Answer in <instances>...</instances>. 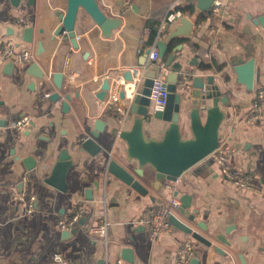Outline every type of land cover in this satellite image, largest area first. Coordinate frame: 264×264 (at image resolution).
Masks as SVG:
<instances>
[{"label":"crops","instance_id":"1","mask_svg":"<svg viewBox=\"0 0 264 264\" xmlns=\"http://www.w3.org/2000/svg\"><path fill=\"white\" fill-rule=\"evenodd\" d=\"M218 1L216 12H212V2L208 10L196 14V0H96L103 13L116 20V27L105 35L79 9L73 45L64 31L54 34L61 23L57 14L65 12L66 0H34L32 4L19 0L17 6L0 0V264H55V252L69 264H113L118 259L122 264H178L177 250L186 241L194 253L188 264H264V106L253 122L245 121L256 91L264 90V25L257 22L264 19V0ZM177 11L192 22V29L187 36L166 41V25L173 29L178 23L177 19L167 23L166 18ZM150 14L160 23L158 41H166L159 61L165 64V58L174 53L173 61L182 65L180 72L189 74L187 90L192 89V77H212L219 95L207 100V107L218 105L224 112L218 150L244 170L255 189L235 186L207 160L173 182L163 180L157 188L154 169L150 165L140 169L127 158L125 143L117 133L129 130L137 117L129 111L128 99L138 82L125 86L123 100L118 94L123 73L146 68L147 49L158 52L157 43H144ZM26 28L31 31L30 42L24 41ZM9 44L13 52L27 49L31 57L23 62L2 60ZM235 59L253 60L251 89L238 82ZM31 62L41 77L30 73ZM56 72L63 75L60 89L53 81ZM105 80L110 88L101 100L96 93ZM53 93L58 96L50 98ZM221 97L226 98L224 104ZM116 103L125 113L114 110ZM180 107L187 108L185 100ZM23 115L30 118V126L13 127ZM200 115L203 120L205 112ZM97 120L104 123L93 138L100 150L91 155L80 144ZM166 127L167 123L150 115L143 120L144 137L159 140ZM181 133L183 138L191 137L187 118ZM62 149L71 161L65 191L44 182ZM111 159L129 170L147 193L138 194L108 173ZM23 192L34 196L28 217L23 202L16 198ZM183 195L189 197V205L184 214L176 209L173 215L210 241V246L173 225L151 241L137 222L140 213L156 201L176 197L180 205ZM78 203L84 208L82 221L71 235L63 233L70 231L60 229L58 222L69 217ZM101 218L110 222L106 236L88 234L86 227ZM128 254L131 262L126 260Z\"/></svg>","mask_w":264,"mask_h":264},{"label":"water","instance_id":"2","mask_svg":"<svg viewBox=\"0 0 264 264\" xmlns=\"http://www.w3.org/2000/svg\"><path fill=\"white\" fill-rule=\"evenodd\" d=\"M11 5L17 6L19 0H9ZM29 4H32L34 0H27ZM66 10L64 13L57 14L60 20V25L56 28L55 35H58L62 31L66 33V36L70 39L71 43L75 45L74 34V22L79 9H83L101 28L103 34H109L110 30L115 28L116 20L107 17L103 11L99 8L96 0H66ZM196 14L201 11H206L210 8L213 0H196ZM177 25H174L173 29H169V24L166 25L165 31H167L166 41L179 36H187L192 29V22L185 16L177 19ZM257 22L264 25V19L258 18ZM30 29L26 28L24 31V41L30 42ZM166 41H158L157 49L159 58H163L166 51ZM150 49L145 51V57L148 55ZM174 53L169 54L165 58V66L169 67V71L166 74V81L168 83V96L164 108L161 111H150L149 107V90L152 83V79L156 75L155 66L147 68L143 77L136 86L132 89L130 94L129 111L136 114V118L133 120L131 128L129 130L119 131L117 135L125 143V154L128 159L135 160L138 167L141 169L145 165H150L154 169V181L156 187H160L163 180L173 182L184 171L195 166L199 162L206 159L217 147L219 146V127L222 119L224 118V112L220 110L218 105H212L207 107V100L219 95V91L216 86L212 85L213 79L211 76H194L191 79L192 89H176V83L178 74L181 70V63L174 60ZM240 59L232 60L234 65V71L239 83H242L246 89H251L253 85L254 72H253V60L246 62L238 61ZM11 64V63H9ZM9 64L7 67H9ZM143 65V64H142ZM31 74L35 77H41L42 73L38 67L31 62L30 65ZM63 75L60 72L53 74V81L57 89L61 88ZM123 83L119 91V99L126 98V85L133 83V74L130 71H125L122 75ZM110 88V83L105 80L100 90L96 93L98 99H103ZM130 89V88H129ZM131 90V91H132ZM202 90H204L202 92ZM57 93H53L50 98L57 97ZM66 99L69 100L70 96L66 95ZM185 100L187 104L186 109H181L180 103ZM225 97L220 98V103L224 104ZM64 111H67L68 105L65 102L63 104ZM201 112H205V117L201 120ZM154 119L161 120L167 123V127L163 133V136L159 140L146 139L143 133V120L148 119L149 116ZM189 120V130L191 137L183 138L181 133V124L185 119ZM103 122L100 120L95 121L93 129L88 134L84 133L81 147L90 152L91 155L96 154L100 150L93 138H96L103 130ZM30 161V158L28 159ZM71 161L66 149H62L58 155L57 160L54 162L50 171V175L44 180L46 184L54 187L60 191H65L66 175ZM139 169V170H140ZM108 173L117 178L121 183L130 187L140 195H145L147 189L134 178V175L130 173L124 166L118 163L116 160H108L106 165ZM139 173V172H138ZM89 193V191H88ZM87 196V195H86ZM90 198V197H86ZM181 204L176 208L178 212L184 214L185 208L188 207L189 197L183 195ZM193 215L189 217L192 219ZM82 218L79 220L81 223ZM171 225L178 227L182 231L190 233L192 237L210 246V241L204 239L195 232H192L191 228L179 221L174 215L169 218ZM197 225L203 226L202 223ZM74 231V230H73ZM73 231L66 234H72ZM224 240V239H222ZM221 252L219 249H216ZM129 253V252H127ZM125 257L126 260L132 261V255ZM195 260H191L193 263ZM197 261H195V264Z\"/></svg>","mask_w":264,"mask_h":264},{"label":"built area","instance_id":"3","mask_svg":"<svg viewBox=\"0 0 264 264\" xmlns=\"http://www.w3.org/2000/svg\"><path fill=\"white\" fill-rule=\"evenodd\" d=\"M220 2L214 0L212 3V12H216ZM128 8V5L125 6ZM182 16V13L175 12L170 13L167 18V23H172L176 19ZM76 38V36H75ZM31 57L30 52L27 49H22L19 53H15L9 44L7 50L2 56V60L15 59L23 62ZM155 66L156 75L152 79V83L149 90V104L152 111H161L166 103L168 96V83L164 77L166 73V66L164 62L159 61L158 52L156 49H150L147 57L146 68H133L130 73L133 74V82H139L144 75L146 69L150 66ZM180 77L177 79L176 89H188L189 86V74L187 72H180ZM123 81V80H122ZM123 83V82H122ZM127 86V85H126ZM134 88L132 86L131 90ZM126 89V87H125ZM127 92V91H126ZM127 94V93H126ZM47 95V94H46ZM130 96V95H129ZM264 106V90L258 89L256 91V97L250 104L245 121L251 123L257 117L258 112ZM114 110L119 114L125 113L119 104L114 105ZM30 126V118L23 115L20 119L14 122L13 127L17 129L26 128ZM206 159L215 163L219 169L223 178L231 181L235 186L242 189H255V184L251 181L250 177L240 167L232 165L227 156L222 150L215 149ZM24 204V215L29 216L33 211L34 196L28 192H23L16 196ZM179 206V200L176 197H170L167 201H156L151 206L144 209L137 220V222L143 225L146 229L149 240L156 241L159 235L163 232H167L171 228L169 218L174 214V211ZM84 211L82 203H78L71 215L65 219L59 220L58 226L62 230L71 231L78 223L80 216ZM110 222L104 218L99 219L96 223L86 227L88 234H95L98 237L104 238L107 233V229ZM193 249L188 241L181 244L176 253V261L178 264H188L193 257ZM52 260L55 264H69L68 261L58 252L53 253ZM121 259L116 260L113 264H122Z\"/></svg>","mask_w":264,"mask_h":264},{"label":"trees","instance_id":"4","mask_svg":"<svg viewBox=\"0 0 264 264\" xmlns=\"http://www.w3.org/2000/svg\"><path fill=\"white\" fill-rule=\"evenodd\" d=\"M145 25L148 29V34L144 43L149 46H155L157 41L159 40L158 30L160 28V23L153 17V14H150L149 18L146 20Z\"/></svg>","mask_w":264,"mask_h":264}]
</instances>
